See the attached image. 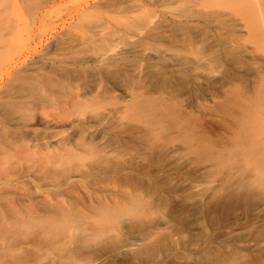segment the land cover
<instances>
[{
  "label": "rangeland",
  "instance_id": "1",
  "mask_svg": "<svg viewBox=\"0 0 264 264\" xmlns=\"http://www.w3.org/2000/svg\"><path fill=\"white\" fill-rule=\"evenodd\" d=\"M263 129L264 0H0V264H264Z\"/></svg>",
  "mask_w": 264,
  "mask_h": 264
},
{
  "label": "bare ground",
  "instance_id": "2",
  "mask_svg": "<svg viewBox=\"0 0 264 264\" xmlns=\"http://www.w3.org/2000/svg\"><path fill=\"white\" fill-rule=\"evenodd\" d=\"M232 11H234V10H232ZM236 12H238V10L235 11L234 13H236ZM238 13H239V12H238ZM104 44H105V43H104ZM110 46H111V45H110ZM201 113H202V114L204 113V116H206V114H207V113L202 112V111H201ZM211 115H212V114H211ZM211 115H210V116H211ZM207 116H208V115H207ZM239 119H240V118H239ZM201 120H202V117H201ZM201 120H199V121H201ZM202 121H206V120L203 119ZM202 121H201V122H202ZM237 121H238V120H237ZM199 123H200V122H199ZM202 123H204V122H202ZM208 123L210 124V122H208ZM240 123H241V122H240ZM247 123H248V122H247ZM173 124H174V123H173ZM186 125H188V124H186ZM198 125H199V124H198ZM176 126H177V127H176ZM191 126H192V125H191ZM195 126H196V125H195ZM201 126H202V125H201ZM201 126H197V127L202 128L201 131H202V130L204 131L203 127H201ZM210 126H211V125H210ZM210 126H208L207 128H208V129L212 128V127H210ZM249 126H250V125H249ZM171 127H172L171 129H173V130H175L176 128H179V129H181L182 131H183V130H184V131H187V130H189V128H190L191 131H193V129H196V127H195V128L190 127V126L187 127V126H185V124H184V125H179V123L174 124V125L171 126ZM186 127H187V129H186ZM209 127H210V128H209ZM251 127H252V125H251ZM251 127H250V129H251ZM255 127H256V126H255ZM258 128H259V126H258ZM179 129H178V130H179ZM198 129H199V128H198ZM248 129H249V128H248ZM178 130H177V131H178ZM181 130H180V131H181ZM211 130H214V129H210V131H211ZM263 130H264V129H263ZM191 131H187V133H189V132H190L191 134L195 133V132L192 133ZM210 131H209V132H210ZM250 131H251V130H250ZM198 132H199V130H198ZM211 132H212V131H211ZM217 132H218V131H217ZM255 132H256V131H255ZM259 132H260V131H259ZM184 133H186V132H184ZM190 133H189V134H190ZM207 133H208V132H207ZM213 133H214V132H213ZM252 133H253V131H252ZM189 134H188V135H189ZM209 134H210V133H209ZM186 135H187V134H186ZM188 135H187V136H188ZM211 135H212V134H211ZM252 135H253V134H252ZM187 136H186V137H187ZM189 136H190V135H189ZM202 136H203V135H202ZM212 136H213V135H212ZM254 136H255V135H254ZM190 137H191V136H190ZM203 137H204V136H203ZM256 137H257V135L255 136V138H256ZM259 137H260V136H259V134H258V138H259ZM262 137H263V136H262ZM214 138H215V137H214ZM252 138H253V137H252ZM263 138H264V137H263ZM184 139H185V138H184ZM190 139H191V138H190ZM190 139H189V137H188V139H187L188 141H187V142H189ZM200 139H203V138H200ZM200 139H199V140H200ZM253 139H254V138H253ZM255 140H256V139H255ZM184 141H185V140H184ZM200 141H201V140H200ZM200 141H199V142L197 141L198 143H196V144L198 145V144L200 143ZM187 142H186V143H187ZM191 142H192V140H191ZM202 142H203V140L201 141V144L203 145L204 142H206V139H205V141H204L203 143H202ZM184 143H185V142H184ZM186 143H185V144H186ZM222 143H223V142H222ZM165 144H166V143H165ZM165 144H164V145H165ZM185 144H184V145H185ZM191 144H192V145H191ZM194 144H195L194 142H192V143L189 142L188 145L186 144L187 149L189 150V147H188V146H191L190 148L193 149V147L195 146ZM201 144L198 145V146H199L198 149H200L199 151L204 150L203 147L206 149V145L204 144V146H202ZM261 144L264 145L263 143H261ZM164 145L161 144L160 146L156 147V149L158 150V148H161V150H162L163 152H164V149H166V151H167L168 147L166 148V145H165V146H164ZM193 145H194V146H193ZM201 146H202V147H201ZM154 147H155V146H154ZM183 147H184V146H183ZM195 147H196V149H197V146H195ZM195 147H194V149H195ZM194 149H193V150H194ZM196 149H195V150H196ZM263 150H264V149H263ZM162 151H160V152L162 153ZM247 151H248V149H247ZM263 152H264V151H263ZM165 153H166V152H165ZM165 153H162V154H165ZM200 153H201V152H200ZM212 157H213V156H212ZM212 157H211V158H212ZM213 159H214V158H212L211 161H213ZM216 159H217V157H216ZM263 159H264V157H263ZM216 162H217V161H216ZM216 162H213V163H216ZM263 162H264V160H263ZM154 175H155V174H154ZM152 176H153V175H152ZM154 177L157 178V176H154ZM156 180H157V179H156ZM229 188H230V189H229ZM229 188H228V192H227L226 194H223V195H217L216 192H213L212 194H210V195L208 196V198H209V202H211L212 205H218V204L220 205V204L223 203L224 201L231 200V199L234 198L236 195H238V191H237L234 187H229ZM221 189H222V188H221ZM204 196H206V194H205ZM191 197H192V196H191ZM194 197H195V196H194ZM192 198H193V197H192ZM100 202H101V201H99V203H100ZM225 204H226V203H225ZM101 205H102V202H101ZM92 211H93V210H92ZM116 213H117V212H116ZM118 213H119V212H118ZM118 213H117V215H118ZM117 215H116V216H117ZM91 225H92V224H91ZM144 241H145L144 238L136 239V242L132 243L131 245H139V244H141V243L144 242ZM86 244H89V243H86ZM87 246H88V245H87ZM78 247H79V246H78ZM82 247H83V246H82ZM84 247H86V246H84ZM130 249H131V248H130ZM118 250H119V249H118ZM116 251H117V250H116ZM117 252H118V251H117ZM117 252H116L115 254H117ZM113 253H114V252H113ZM119 253H121V249H120V251L118 252V254H119Z\"/></svg>",
  "mask_w": 264,
  "mask_h": 264
}]
</instances>
